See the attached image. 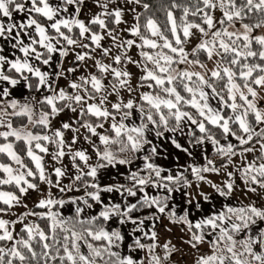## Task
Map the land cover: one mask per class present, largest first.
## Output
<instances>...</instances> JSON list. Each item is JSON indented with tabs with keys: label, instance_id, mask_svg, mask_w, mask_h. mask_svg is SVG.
I'll list each match as a JSON object with an SVG mask.
<instances>
[{
	"label": "snow or ice",
	"instance_id": "obj_1",
	"mask_svg": "<svg viewBox=\"0 0 264 264\" xmlns=\"http://www.w3.org/2000/svg\"><path fill=\"white\" fill-rule=\"evenodd\" d=\"M90 2L98 11L84 20L88 0H0V188L15 190H0V264H171L178 249L171 241L159 242L156 224L162 218L183 226L190 248L208 244L211 254L195 264H264V207L227 206L196 221L189 219L191 210L178 215L169 206L172 193L191 183L183 173L163 175L152 162L158 146L148 138L172 133V145L188 156L190 147L177 134L190 137L193 147L210 143L224 161L221 167L234 168L223 186L206 181L203 173L220 171L207 156L206 166L188 168L221 197L239 187L237 173L245 192L264 190V34H257L264 29V0H171L163 8V23L152 16L142 20V13L129 23L126 14L136 12L130 6L149 11L142 0ZM106 38L111 47L103 45ZM194 39L198 42L186 50ZM133 47L140 60L128 55ZM97 50L101 59L93 55ZM72 52L76 64L64 69L63 58ZM105 57L111 63H104ZM87 61L95 71L69 79L88 67ZM129 64L142 72L135 87ZM61 78L71 91L58 86ZM21 85L39 97L20 103L12 93ZM145 87L149 91H139ZM122 91L131 98L125 100ZM65 110L74 114L72 122L53 129L52 121ZM15 120L21 121L18 126ZM66 131L73 133L70 142ZM81 139L91 146L94 162L87 149L74 150ZM66 156L74 170L70 175L63 166ZM138 159L143 165L131 170ZM118 166L128 168L127 174ZM108 169L128 184H102L101 173ZM65 178L71 182L64 184ZM149 188L162 194L152 195ZM52 189L65 195L83 190V195L58 198ZM29 190L43 197L35 204L43 211L4 219ZM193 201L194 196L186 203L200 211V202ZM66 204L73 206L68 216L61 211ZM29 216L46 222V228L35 220L25 223Z\"/></svg>",
	"mask_w": 264,
	"mask_h": 264
},
{
	"label": "rangeland",
	"instance_id": "obj_2",
	"mask_svg": "<svg viewBox=\"0 0 264 264\" xmlns=\"http://www.w3.org/2000/svg\"><path fill=\"white\" fill-rule=\"evenodd\" d=\"M121 2H122V0H121ZM130 7H135L136 12L135 13L128 12L126 14V19L129 21V23L132 22L133 16L136 15L137 13H140L141 9L143 8L142 6H136V5H133ZM89 9H91V10H89ZM97 11H98V9L90 2V0H88V6L84 9V12L81 15V19L87 20L91 15H93ZM217 15H219V13H217ZM121 27H126V25H122ZM257 34H264V29L257 30ZM122 35L126 36L127 34L124 33ZM128 38H131V37H128ZM197 42L198 41L194 39L192 41V43L186 47V50L191 51L192 47H194ZM102 43L105 47H111L112 41L110 40V38H106L104 41H102ZM77 51H80V49H77ZM113 51L115 52L116 50L114 49ZM93 55L95 56L96 59H101V54H100L99 50H97V52L94 53ZM128 55L130 57H132V59H134V60H140L139 50L136 49L135 47H133L131 50H129ZM103 62L104 63H111V60L109 58L105 57V58H103ZM86 63L88 65V67L81 66L75 73L69 74V79H72L74 77H79L81 75L86 76V75H88V73L95 71V69L91 67L92 61H87ZM208 63H209L210 67L213 66L211 64V62H208ZM75 64H76V61H75V53L74 52L70 53L68 57L63 58L62 67L64 69L72 68L75 66ZM126 70H128L132 73V84L135 87L139 82V77L142 75V72L140 71V69H138L133 64L127 65ZM108 79H111V77H109ZM68 82H69L68 80L61 78L59 81H57V84L59 87H63V88L67 89ZM105 83H107V80L105 81ZM67 90L71 91V89H67ZM139 91L140 92H146V91H149V89H147L145 87V88H140ZM136 95H137L136 93H133V96H136ZM31 96L39 97V93L28 95L27 91H26V93L25 92L23 93V91H21L20 88L18 87V89L14 90V94H13V98L19 100L20 103H28ZM121 96H123V98L125 100L131 98L128 96V94L126 92H123V91L121 92ZM26 97H28V99H26ZM110 99L115 101L117 98L111 97ZM31 102L33 104H35V101H31ZM37 108H38V106H37ZM72 118H74V114L71 113L70 111L65 110V112L61 113L59 116H57L52 121L53 129L59 128L61 126V124L65 123V122L71 123ZM133 120L138 123V119H137V116L135 114L133 116ZM193 128H194V126H193ZM83 131L84 130L81 129V132H83ZM187 131H188V128L186 127L185 133H187ZM72 135H73L72 132L66 131L65 132L66 140H68L70 142ZM93 139H95V138H93ZM150 139L153 141V145L156 146V144H157L156 141L154 139H152L151 137H150ZM176 139H178L182 144H184L185 147H190L192 155L189 156V158H188V166L193 165V164H195V165L200 164L203 161V154L206 155L207 151H209L210 148H212V145L210 143H205L203 146H194V147L190 146L188 144L189 137L187 135H179L178 134ZM160 142H161L160 147H163L164 151H161L158 147V155H156L152 161L155 164L159 162V160H156V159H158L157 157L162 152L170 154V158L172 159V158H174L172 156V154H174L175 150H177V149H175V147L173 145H171V142L169 143L168 138H165V136H164V138H160ZM233 142L235 143V141H233ZM221 143H224V141L222 140ZM73 147H74V150L80 149V148L87 149L88 152L92 154V161H90V162L95 161V155H94V153H92L91 146L87 142H85L83 139H81ZM256 148H259V145H256ZM193 154H194V157H193ZM258 154L259 153H255V155H258ZM139 155L142 156L143 153H141ZM253 155L254 154H249L248 159L251 160L253 158ZM176 157L179 160L182 159V157L179 155H176ZM220 158L221 157L218 154L216 156H214V159H220ZM45 160L48 163L49 168H51L50 158L46 157ZM233 162L238 167L241 163L240 157H238V156L234 157ZM223 163H224V161H223ZM141 164H143L142 159L135 160L134 163L130 166L131 170H138V168H139V166H141ZM221 164L216 166L217 168L220 169L219 173H213V172L203 173V175L206 178V181H210L211 184L223 186V182L227 179L226 173L229 171H234V168H233L232 164H229L227 168L221 167ZM63 166L69 172V175L72 173V171H74L71 168L70 158L67 156L63 160ZM158 166L165 170L163 172V175L169 174L168 167L171 166L170 161H165L161 165L158 164ZM118 167H119V169H121V168L123 169L124 166H118ZM128 170L129 169H126L125 172L126 171L128 172ZM112 171L115 173L114 175L110 174ZM185 172L183 173V175H185ZM190 175H192L191 172H190ZM101 177L104 179L101 181L102 184L106 180H110L111 183H124V184H126L125 182H128L124 179V176L120 180L117 179L118 176H117V172L115 169H108L106 171H103L101 173ZM113 177H116V179H113ZM238 177H239V174L237 173L236 174V184L239 185V187L236 188V190L233 192L232 195H236V197L239 198L240 200H242L246 205L255 202L257 207H264V190L258 189L256 193L245 192L243 183ZM111 179H113L114 181H112ZM70 182L71 181L68 178H65L63 180L64 184H69ZM189 182L191 183V187H186L187 200L193 196L195 197V201L201 200V199H203L199 195L201 192L208 195L209 197L215 192V190L211 187V184H209L207 182L196 181L195 177L192 180H190ZM44 187H45L44 185H41V188H44ZM0 190L7 191V190L2 189V188H0ZM52 192L56 197H58V198L63 197L65 199H67L68 197H71L72 195H76L79 193V192H68L65 195V194L59 193L56 189H52ZM41 198H43L41 195H39L36 192L29 190V193L23 198L21 204L12 208L10 213L8 215L4 216L3 218L9 219V220H15L19 215H21V214H23V213H25L31 209L37 210V208H35V204ZM24 205H27V207H24ZM34 220L37 222V219L35 217L29 216L25 220V223H29V222H32ZM165 222L170 224L171 226H167V227L165 226V228L160 227V229L157 232L159 234V242L161 244L170 240L171 243L174 244L176 246V248L178 249V251H176L171 257V264H195V261L199 256L208 255L211 252L207 243L200 245L199 251H196V250L190 248L187 244L184 243V241L187 240L186 239L187 235L185 232L181 231V227H183V226L182 225L181 226L172 225L171 223H169V221L167 219L165 220ZM20 227H21V225L17 224L16 225V231H19ZM168 229H171V231H169ZM158 252L161 255H164V252L162 249H158Z\"/></svg>",
	"mask_w": 264,
	"mask_h": 264
},
{
	"label": "crops",
	"instance_id": "obj_3",
	"mask_svg": "<svg viewBox=\"0 0 264 264\" xmlns=\"http://www.w3.org/2000/svg\"><path fill=\"white\" fill-rule=\"evenodd\" d=\"M55 59L57 61H59L60 58L57 56V57H55ZM18 87L20 88L21 91H23V93L24 92L26 93L27 89L23 88L22 85L21 86H18ZM14 90L15 89H13L12 95L14 94ZM261 95H264V92H262ZM213 103L215 104L214 101H213ZM261 106H264V101L261 102ZM190 127L193 128V126H190ZM172 135H173L172 133H167V132H165V134H164L165 138H168V137H170ZM177 136H178V134H177ZM177 136H176V138H177ZM150 137L156 141V143H157L156 146H158L161 151H164V148L163 147H160V143H161L160 142V138H157L154 135H149L148 138L150 139ZM168 140H169V143H170L171 142L170 139H168ZM171 145H172V143H171ZM213 152H215V150H214V148L212 146V148H210V150L207 151V154L206 155L203 154V161L200 164H197V165L193 164V166H198V167L206 166V164H205L206 163L205 156H207V158L210 159L209 158L210 157V154L213 153ZM176 155L181 156L182 159L179 160L176 157ZM172 156L174 158L171 159L170 158V154H167L165 152H162L157 157L158 159H156V160H159V162L156 163V165H158V164L161 165L165 161H170L171 166L168 167L169 174L176 175L177 173H184L185 172V169L188 167V158H189V156L187 154H185V153L179 152L178 150H175V152H174V154H172ZM193 157H194V154H193ZM142 165L143 164H141V166ZM126 169H128V168L123 167V169L122 168L119 169V172L120 173L127 174V171L125 172ZM110 174L111 175H114L115 173L112 171ZM142 175H143V173H142ZM117 176H118L117 179H119V180L123 178V175H118L117 174ZM102 180H104V179L101 178V181ZM111 180L114 181L113 179H111ZM108 183H111L110 180H106V181L103 182V184H108ZM125 183L127 184L128 182H125ZM147 191L150 194H152V195L162 194V191L158 193L157 190L151 189V188L147 189ZM81 195H83V190L80 191L76 195H72L71 197H78V196H81ZM186 195H187L186 188H183L180 191H176V192L172 193V199L169 201V206L170 207H174L176 209L178 215L179 214H183V212L181 211L182 209L183 210H191V213L192 214L190 215L189 219H191L193 221H196L198 219H201V218H204V217H207V216H211L213 214H216L219 211L224 210L227 206H232V207L246 206V204L242 200H240L239 198H237L236 195H231V196L225 198V197L219 196L216 192H214L209 197L210 199L207 202L204 201L203 199L196 200V201H199L200 204H201V206H202V208H201L200 211H196L194 208H192L191 205H189V204L186 203V201H187ZM105 197H106V199H111L112 202H119V200H120V197L118 195H115V194H113L111 197H109L107 194H105ZM130 199H132V198H130ZM196 201H194L193 203H195ZM72 207H73L72 205H67L66 204L65 207L61 211L63 212V214L65 216H68V215H70L72 213L70 211V209H72ZM96 210H98V209H96ZM89 214H93L91 212V210L89 211ZM165 220L166 219L162 218L161 221L156 224V231H158L160 229V227H164L165 228V226L166 227L167 226H171L170 224L166 223ZM113 226H116V225L113 224ZM261 226H264V224H261ZM186 239H188V236H187ZM209 254H211V252ZM139 255H143V254L142 253H139Z\"/></svg>",
	"mask_w": 264,
	"mask_h": 264
},
{
	"label": "trees",
	"instance_id": "obj_4",
	"mask_svg": "<svg viewBox=\"0 0 264 264\" xmlns=\"http://www.w3.org/2000/svg\"><path fill=\"white\" fill-rule=\"evenodd\" d=\"M170 2H171V0H142V3L149 4L150 8H149V11L147 13H144L143 8L141 9L140 13L143 14L141 19L143 20L146 16H152L153 18L157 19L159 22L163 23L165 20V12L163 11V8L166 7L167 5H169ZM201 59L205 60L206 58L203 55H201ZM27 94L29 95V94H35V93H29L27 91ZM20 122H21L20 120H15L14 125L18 126ZM196 134L199 135L198 132ZM189 139H190V137H189ZM216 155L217 154L215 152H213L210 154V157H209L211 160L214 161L215 166L223 163V160L221 158L220 159H214V156H216ZM190 172H191V170H190V168H188V171H186L185 175H184L188 181H190L194 178L193 175H190ZM2 189H5L7 191H15L13 188H11L9 186H3ZM35 211L39 212V211H43V210L37 209ZM145 214H147V212ZM37 223H39L41 225V227L46 228V222L37 220Z\"/></svg>",
	"mask_w": 264,
	"mask_h": 264
}]
</instances>
